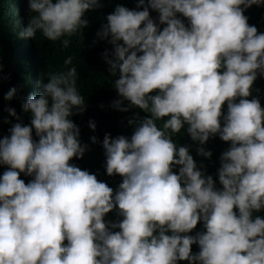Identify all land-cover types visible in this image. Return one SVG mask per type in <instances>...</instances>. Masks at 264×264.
I'll return each mask as SVG.
<instances>
[{
    "label": "clouds",
    "instance_id": "obj_1",
    "mask_svg": "<svg viewBox=\"0 0 264 264\" xmlns=\"http://www.w3.org/2000/svg\"><path fill=\"white\" fill-rule=\"evenodd\" d=\"M254 5L264 0H138L107 15L97 37L112 46L103 54L119 97L112 107L146 114L128 120L130 137L103 139L106 173L122 177L116 191L71 163L88 150L72 119L87 105L77 68L67 67L71 56L66 70L46 74L40 95L22 98L30 124L7 109L18 122L0 139V264H264V217L254 215L264 211V107L253 97L264 77V33L245 15ZM27 6L17 38L39 32L67 48L88 27L86 13L102 4ZM182 130L204 158L212 156L203 147L210 138L230 144L220 188L175 141ZM117 208L123 219L106 222ZM198 224L203 230L189 235Z\"/></svg>",
    "mask_w": 264,
    "mask_h": 264
},
{
    "label": "trees",
    "instance_id": "obj_2",
    "mask_svg": "<svg viewBox=\"0 0 264 264\" xmlns=\"http://www.w3.org/2000/svg\"><path fill=\"white\" fill-rule=\"evenodd\" d=\"M138 0H101L102 7L86 13L89 21L87 28L83 30L82 37H70V44L63 47L61 41H48L39 32L34 39H18L17 33L22 26L27 25L29 11L27 0H0V139L9 134V128L18 121L9 116L7 109H15L20 121L25 125L30 124L31 115L22 110V98L27 94L40 95L41 82H46L47 73L66 70L64 61L71 56L72 65L78 71L79 78L77 86L80 93L86 98V111L83 114L72 117L73 122L80 128V139L88 150L82 159L73 158L71 163L81 170H87L97 175L98 180L106 182L114 191L118 190L122 177H109L105 169V153L102 147L106 134L111 137H130L133 128L129 126L128 120L137 113L141 118L146 114L138 109L129 112H121L112 107L113 102L118 99V94L112 86L113 77L108 72V65L103 59L105 51H112V46L106 40H100L97 33L106 23L107 15L111 14L117 5L135 9ZM245 15L250 25H254L258 32L264 33V6H252ZM150 16L158 23V13L150 11ZM187 24V20L180 17ZM163 27V26H161ZM16 87L17 96L11 100H5L7 92ZM258 90V91H257ZM253 97H258L261 106L264 107V77H260L253 85ZM250 97L249 99H251ZM226 113L227 105L223 109ZM5 120L10 121L4 123ZM95 123L93 131L89 122ZM92 137H96V143H92ZM34 139H38L35 137ZM180 146H188L190 154L198 167L203 165L206 175H211L220 188L217 172L220 168V157L230 144L220 140L219 136L210 138L203 145L206 151H211V158L198 155L197 148L200 145L193 142L186 131L174 138ZM6 168L0 166V175ZM178 174V169L175 170ZM21 179L28 183L32 177L21 174ZM118 208L105 216L106 222L117 223L123 218L118 215ZM264 217V211L256 213ZM202 224H198L189 235H195L202 231ZM118 231V229H116ZM170 234V233H169ZM67 243V242H65ZM193 254L199 252L197 245L192 246ZM179 264H188L187 261Z\"/></svg>",
    "mask_w": 264,
    "mask_h": 264
}]
</instances>
